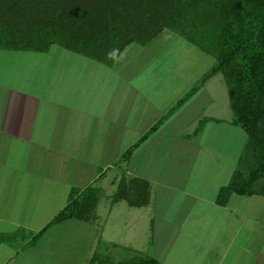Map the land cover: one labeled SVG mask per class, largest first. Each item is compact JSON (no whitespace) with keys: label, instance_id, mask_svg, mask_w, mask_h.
Here are the masks:
<instances>
[{"label":"crops","instance_id":"0c3cea01","mask_svg":"<svg viewBox=\"0 0 264 264\" xmlns=\"http://www.w3.org/2000/svg\"><path fill=\"white\" fill-rule=\"evenodd\" d=\"M215 62L170 30L111 65L59 46L0 50V264L227 263L248 215L233 206L244 197L216 199L248 139L223 75L192 92ZM88 187L99 190L92 217L47 228ZM73 221L85 237L70 248L54 235Z\"/></svg>","mask_w":264,"mask_h":264},{"label":"trees","instance_id":"16d2710c","mask_svg":"<svg viewBox=\"0 0 264 264\" xmlns=\"http://www.w3.org/2000/svg\"><path fill=\"white\" fill-rule=\"evenodd\" d=\"M164 30L215 59L192 92L223 75L233 124L248 139L230 183L219 190L217 204L227 206L233 195L264 197V0H0L4 51L47 53L59 46L111 65L128 45H146ZM137 146L120 163L127 162ZM98 194L94 187L73 189L67 206L47 228L89 219ZM114 199L129 197L119 194ZM144 204L146 200L137 205ZM91 264L160 262L140 254L120 262L96 255Z\"/></svg>","mask_w":264,"mask_h":264},{"label":"rangeland","instance_id":"374dc122","mask_svg":"<svg viewBox=\"0 0 264 264\" xmlns=\"http://www.w3.org/2000/svg\"><path fill=\"white\" fill-rule=\"evenodd\" d=\"M244 201H236L234 203L237 211H243L248 218L244 221V230L240 232L239 228L235 229L237 243L233 249H229L227 254V263L224 264H264V197H244L241 199ZM77 222H70L68 225H62L59 227L58 234L54 235V239L61 243H68L71 248V243L77 245L78 241H84L85 233L84 230L81 233L73 228L77 227ZM238 225L236 226V228ZM245 236L246 247L245 251L239 248V236ZM64 238V240H61ZM231 238V235L229 236ZM58 243V242H57ZM54 242L56 247H60ZM249 244V246H247ZM217 252V250H215ZM222 250L220 251V253Z\"/></svg>","mask_w":264,"mask_h":264}]
</instances>
